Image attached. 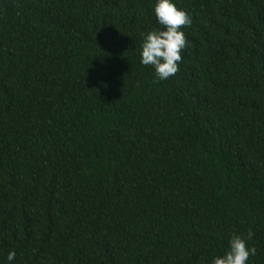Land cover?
I'll return each mask as SVG.
<instances>
[{
	"label": "trees",
	"instance_id": "obj_1",
	"mask_svg": "<svg viewBox=\"0 0 264 264\" xmlns=\"http://www.w3.org/2000/svg\"><path fill=\"white\" fill-rule=\"evenodd\" d=\"M175 2L155 80L152 0H0V264H264V0Z\"/></svg>",
	"mask_w": 264,
	"mask_h": 264
},
{
	"label": "clouds",
	"instance_id": "obj_2",
	"mask_svg": "<svg viewBox=\"0 0 264 264\" xmlns=\"http://www.w3.org/2000/svg\"><path fill=\"white\" fill-rule=\"evenodd\" d=\"M152 11L159 27L141 33L139 62L153 68L155 80H165L178 70L181 51L186 46L183 27L191 24V16L175 0H152ZM251 238V231L246 236L230 235L227 248L213 256L210 264H248L249 256L256 254L255 246L248 243ZM15 255L14 250L7 253L5 259L9 264Z\"/></svg>",
	"mask_w": 264,
	"mask_h": 264
}]
</instances>
